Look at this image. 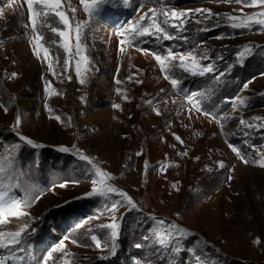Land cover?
Segmentation results:
<instances>
[{"label": "rangeland", "instance_id": "rangeland-1", "mask_svg": "<svg viewBox=\"0 0 264 264\" xmlns=\"http://www.w3.org/2000/svg\"><path fill=\"white\" fill-rule=\"evenodd\" d=\"M165 5L169 11L191 13L187 31L182 33L188 38L186 42L147 37L137 39L135 47L121 45L125 29L149 8ZM118 7L126 13L118 12ZM72 8L77 10L72 27L76 22L87 24L82 29L86 43L83 54L89 64H82L81 76L77 77L75 61L79 57H66L53 45L52 41L59 42L60 38L45 24L40 32L45 36L43 43L52 49L53 71L60 74L54 76L43 53L40 59L33 53L29 37L35 34L30 25L27 29L23 26L27 23V5L23 0H0V39L4 41L0 46V164L6 169L0 173V192L7 193L8 198L31 201L30 207L21 208L30 215L9 217L0 231H16L25 223L34 226L35 232L28 239L31 251L21 254L27 264H43L47 252L60 243L65 245L64 251L54 252L47 264H63L65 252L78 258L74 264H134V257L165 264L168 254L153 256L151 240L141 250L134 247L148 234L152 222L145 217L151 214L195 234L187 242H177L185 249V254L175 256L179 264H195L187 249L195 247L197 238L206 264H264V168L258 166L264 154V132L252 131L245 137L239 129V118L264 116V47L243 66L234 56L247 44L264 46V30L233 29L226 22L217 26L215 17L194 23L199 14L192 10L239 16L242 6L229 0H106L92 16L83 11L80 0H65L62 10L70 18ZM259 11V7L243 8L245 14ZM51 19L52 26L62 27L54 17ZM71 43H75L74 38ZM169 46L184 54L192 50L198 57L222 53L224 60L215 62L225 72L221 82L211 74L201 77L177 71L183 79L174 89L151 54H163ZM57 52L59 63L55 60ZM65 58L69 59L67 72ZM230 63L233 67L229 72ZM13 72L17 76L10 78ZM79 79L86 82L81 84ZM116 79L121 83H115ZM49 82L55 92L46 95L44 87ZM189 93H196L203 109L213 115L196 111L187 99ZM234 97L247 98L248 106L234 109L228 100ZM149 100L153 103L148 104ZM113 104L121 108L115 109ZM17 115L22 123L14 130ZM17 131L43 147L24 145ZM196 132L202 135L196 136ZM229 141L246 154L248 163L229 148ZM17 144L21 145L18 149ZM61 146L68 147L69 152L58 151ZM76 149L93 158L113 177L108 183L127 192L142 210L121 208L115 213L117 217L123 214V225L114 256L107 249L101 252L94 246L72 242L91 245L89 229L110 222L109 216L96 218L104 209V199L85 195L93 187L86 174L92 169L78 159ZM184 151L188 156L178 155ZM137 152L143 154L136 156ZM218 161H223L226 169H219ZM78 224L82 227L77 228ZM257 238L259 245L254 243Z\"/></svg>", "mask_w": 264, "mask_h": 264}, {"label": "snow or ice", "instance_id": "snow-or-ice-1", "mask_svg": "<svg viewBox=\"0 0 264 264\" xmlns=\"http://www.w3.org/2000/svg\"><path fill=\"white\" fill-rule=\"evenodd\" d=\"M27 5L28 17L27 23L23 26L27 29L29 25L31 26V31L35 35L29 37L30 45L34 55L40 59L41 53H43V59L48 62L49 71L54 75H60L53 71V63L50 61L52 56V49L46 46L43 41L45 36L40 32V27H43L45 24L50 27L51 33L59 37V42L56 40L52 41L53 45H56L59 50L65 54L66 57H70L73 54L79 57V60L75 61V74L77 77L81 76V66L84 64L87 66L89 64V58L84 55V50L86 48V43H84V35L82 29L87 27L85 22H76L75 28L72 27L71 21L75 18L76 9L72 8L71 11L73 16L70 18L64 10H62L65 0H23ZM83 5V11L92 16L100 7V5L106 3V0H80ZM163 0H158V3H162ZM232 3H238L242 6L241 14L226 16H221L219 13H213L210 9H200L192 10L194 13L199 14V18L194 21L196 24H201L202 22L210 21L215 17L217 26L220 23L226 22V26L233 29H247L252 30L254 27H258L260 30H264V0H229ZM41 6V7H37ZM166 5L164 7H151L148 12L144 13L139 17V20L134 21L129 28L125 29L121 36L124 37L120 41L121 45L125 43L135 47V41L139 38H153L155 40L162 41H187V36L182 35V33L187 31V21L190 16V12H178L176 10H166ZM245 7H259L261 11L245 14L243 8ZM55 18L58 21V24L62 27L52 26V19ZM38 21L40 25L38 27ZM208 29H201V31ZM27 35V33H25ZM75 40V43L72 44L71 41ZM4 41L0 39V46H2ZM264 46L247 44L241 50L234 53L236 58V63L240 66H243L245 60L256 53V50ZM73 49L75 52L73 53ZM120 51H124L121 47ZM142 52H148L149 49H140ZM154 56V59L159 64L160 70L164 75L165 80H169L172 87L178 88L182 83V77L177 76V71H182L184 73L190 74L192 76H205L206 74H211L213 79L217 83L221 82V78L225 75L224 71H221L216 67V61H223L224 55H209L204 53L202 56H197L193 53L192 50H189L187 54L176 52L170 46L166 49L165 53H151ZM55 60L57 63L60 61L59 52L55 55ZM202 61H207V63H202ZM65 67V72L69 68V59L65 58L63 60ZM233 65L230 63L227 65L228 71L230 72ZM88 70L87 67L84 69ZM119 71V68H118ZM7 75V73H6ZM17 73H11L10 78H15ZM69 81L72 79L71 76L68 77ZM131 80L132 78L129 77ZM85 79H79V83L84 84ZM138 83H143V81H137ZM115 83L120 84L119 79L115 80ZM120 93V89L116 90ZM55 92V90L50 86V82L45 85L44 93L49 95ZM161 93L167 95L164 89L160 90ZM261 95H264L262 93ZM125 100L128 99L127 96L124 97ZM187 99L192 107L198 112H204L205 115H213L211 112L205 111L201 104V100L197 98L196 93H189ZM229 102L232 103L233 108L243 110L248 106L247 98H228ZM148 104H152L153 101H147ZM113 108L120 109V104H113ZM45 109L49 112L52 109L47 103H45ZM7 113V109L5 108ZM159 115V111L156 113ZM191 118V115L189 114ZM218 117L213 116V119ZM55 119L57 121L61 120L60 115H56ZM71 118H69L70 121ZM21 117L17 115L15 117V123L13 129H19L21 126ZM239 129L241 133L248 137L251 135L252 131L264 132V116L255 117L253 119H244L239 118ZM18 140L23 142L24 145L31 146L32 148H41L42 144L34 142L31 138L20 134L17 131ZM196 136H201L202 133L196 132ZM174 138L183 144V140L179 135L173 133ZM21 145L17 144L15 147L18 149ZM229 148L244 162L248 163L246 159V154L242 153L234 144L230 141L228 142ZM75 147V146H73ZM175 147V145H173ZM255 147V146H253ZM58 151L62 153H68L69 149L66 146H61L58 148ZM78 159L80 161L86 162L90 165L92 171L86 173L91 179V190L88 191L85 195L87 197H99L104 199L105 205L104 209L99 213L96 218H102L103 216H109L110 222L102 223L97 226L96 230L89 229V234L87 239L92 243L82 244L79 240H73V243L81 244V246L89 247L94 246L97 250L104 252L106 249L109 251L110 255H116L117 244L121 235L122 225H123V214L120 217H117L115 213L119 212L121 208H126L128 210L142 211L138 208L136 202L127 192L112 186L108 181L113 179V177L107 172L102 170L97 163L93 162V158L85 155L80 149H76ZM142 152L135 153L136 156L142 155ZM180 156H188V152L184 151L178 153ZM199 159V157H196ZM217 166L219 169H226V164L223 161H218ZM258 166L264 168V154L261 155V158L258 161ZM145 169L147 174V161L145 162ZM6 169L3 164H0V173H3ZM211 171V169H209ZM231 180V177L228 178ZM78 183V181H76ZM96 185H99L98 187ZM64 187V184L60 185ZM172 187L176 189V185L173 184ZM178 190V189H176ZM31 201L28 200H18L15 198H8L7 193L0 192V225H3L8 222L9 217L20 218L30 215L27 212L21 211L22 207H30ZM179 216V213H177ZM35 219V218H33ZM146 220L152 222L148 226V234L142 237V242H137L134 247L138 250H141L146 247L148 241H152V253L153 256L159 257L165 253L168 256L165 257V264H179L175 261V256L185 254L184 247L177 243L178 241L187 242L190 238L194 237L195 234L180 224L169 221L155 215H149L145 217ZM153 225L155 227H153ZM82 227V224H78L77 228ZM35 232L33 225L25 223L19 227L16 231H0V264H11L15 261L17 264H27L25 255L22 253H30L32 245L28 243V239L32 233ZM67 239V238H66ZM255 244L259 245L261 243L260 239L257 238L254 241ZM195 247H189L187 252H190L193 256L195 264H206L204 260V250L201 248V242L197 238L193 241ZM103 245V247H102ZM205 247H207L205 242ZM65 245L60 243L57 248H52L47 252V255L43 258V264H47L48 259L52 257V254L57 251H64ZM101 259H106V256L100 257ZM75 257L72 253L65 252L63 258V264H74ZM134 264H151V260L144 261L140 258H133ZM40 264V262H37Z\"/></svg>", "mask_w": 264, "mask_h": 264}]
</instances>
